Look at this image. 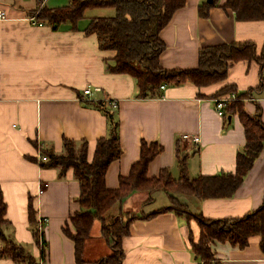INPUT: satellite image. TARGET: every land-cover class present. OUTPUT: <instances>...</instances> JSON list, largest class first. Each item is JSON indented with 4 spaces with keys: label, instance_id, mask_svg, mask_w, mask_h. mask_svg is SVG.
<instances>
[{
    "label": "crops",
    "instance_id": "crops-1",
    "mask_svg": "<svg viewBox=\"0 0 264 264\" xmlns=\"http://www.w3.org/2000/svg\"><path fill=\"white\" fill-rule=\"evenodd\" d=\"M69 1L0 0V194L10 222L6 236L38 264H76L74 241L63 233V227L79 209V182L72 169L60 178L57 168L43 167L39 159L46 148L62 152L63 139L69 138L77 144L86 139L87 158L92 160L97 139L107 134V123L102 110L91 102H117L122 154L105 173L108 189L118 187L119 177L129 174L131 164L140 157L142 140H156L163 150L148 164V177H156L162 168L169 169L175 179L179 177L177 146L187 153L190 177L234 172L236 154L245 143L244 128L236 114H227L229 119L219 116L213 103L214 95L226 85H234L241 93L261 84L244 104L249 116L260 106L264 122V67L256 60L233 63L226 78L211 85L162 84L158 96L140 97L135 78L106 70L105 63L115 51L101 50L97 35L84 32L89 21L82 24L78 20L75 27L65 21L52 27L34 19L35 9L63 7ZM225 1L185 0L173 13L159 32L165 46L159 56L163 69H196L204 47L250 42L258 53L262 50L264 21L236 20L232 9L223 7ZM203 2L212 4L207 18L198 14ZM95 16L105 14L100 11ZM85 88H90L89 96L83 94ZM184 133L199 135V143L183 142ZM254 162L234 196L199 200L186 195L182 200L207 219L245 216L259 208L264 196V149ZM30 199L36 226L45 219L43 258L42 237L35 239L28 219ZM142 201L143 194L133 192L121 203V210H134ZM92 225L83 251L85 264H97L111 252L100 221ZM199 232L198 222L173 211L137 218L122 238L121 264H204L191 250L190 238L197 241ZM259 244V236L250 237L244 248L216 241L209 264H264ZM0 264L18 263L0 254Z\"/></svg>",
    "mask_w": 264,
    "mask_h": 264
},
{
    "label": "trees",
    "instance_id": "trees-1",
    "mask_svg": "<svg viewBox=\"0 0 264 264\" xmlns=\"http://www.w3.org/2000/svg\"><path fill=\"white\" fill-rule=\"evenodd\" d=\"M185 0H70L63 7L34 10L36 22L56 27L67 21L75 27L85 11L92 8H112L113 15L92 16L84 28L86 34L95 33L101 50H113L115 55L106 61V70L113 73H127L136 80L138 96L151 97L159 95L160 85H180L190 82L196 87L211 85L226 78L228 67L240 60H256L264 67V46L258 53L256 45L250 42L225 43L204 47L198 55L196 69H163L159 56L164 51L160 30L166 26L175 11L185 5ZM211 3L203 2L198 7V14L207 18ZM223 7L232 9L236 20L264 21V0H226ZM264 45V44H263ZM238 93L232 84L226 85L214 95V98L226 96L231 92L236 99L227 102L224 119L227 114H236L245 133L243 151L236 154L234 172H220L214 175L190 177L186 159L187 153L176 147V159L179 165V177L175 179L167 168H162L156 177H148V164L161 153L162 145L158 141L140 143V157L131 164L127 176H120L116 188L106 187L104 176L109 164L121 154L118 137L119 122L117 107L112 99L96 100L90 104L102 110L106 116L107 134L96 141L94 156L88 160V143L82 139L64 138L60 153L48 148L41 153L39 164L43 167L57 168L58 177H64L68 170H73L79 182V209L69 215V222L63 227V233L74 241L76 264H85L83 251L86 239L90 236L95 220L102 225L101 234L110 248V253L98 260L97 264H121L124 253L121 248L122 238L130 231L131 222L137 218H148L157 213L174 212L178 217L194 219L199 224V239L191 240V250L204 264H209L214 256L212 245L216 241L229 242L240 248L246 247L249 238L260 237V248L264 251V196L256 210L243 217L207 219L200 213H194L182 200L186 195L197 199L230 198L243 183L246 174L254 165L257 156L264 149V122L260 117V106L253 116L245 111V100L251 97L255 89ZM163 192L168 198V205L158 207L152 212H128L121 210V203L133 192ZM152 202V199H150ZM149 200V201H150ZM6 204L0 194V248L2 256L13 259L18 264H38L33 256L6 236L10 222L5 218ZM119 212L118 215L114 213ZM28 219L37 241H43L42 258L45 257L47 242L43 232L39 231L33 209V200L28 204Z\"/></svg>",
    "mask_w": 264,
    "mask_h": 264
},
{
    "label": "rangeland",
    "instance_id": "rangeland-1",
    "mask_svg": "<svg viewBox=\"0 0 264 264\" xmlns=\"http://www.w3.org/2000/svg\"><path fill=\"white\" fill-rule=\"evenodd\" d=\"M100 11L103 12L105 14V16L107 14H110V15L114 14V9H112V8H107V9H95V8H92V9H89V10H87L85 12L84 17H82L79 20V23L82 22V24H83V23L88 22L89 19H90L89 18L90 16H92L93 14L95 16V13L100 12ZM138 193L143 194V200L144 201H142V203H140V204H137L135 206V208H133L135 211L134 210H130L128 212L141 213L142 209H144L143 211L149 212L151 210H156L157 206H159V205L168 204L167 196L161 191H156V192H153V193L142 191V192H138ZM150 199H152V202H151ZM115 211L116 212L114 213V215H118L119 212H117V210H115ZM123 212L128 213V212H126L124 210H123Z\"/></svg>",
    "mask_w": 264,
    "mask_h": 264
},
{
    "label": "built area",
    "instance_id": "built-area-1",
    "mask_svg": "<svg viewBox=\"0 0 264 264\" xmlns=\"http://www.w3.org/2000/svg\"><path fill=\"white\" fill-rule=\"evenodd\" d=\"M2 15V13L0 12V16ZM161 88H163V85L160 86ZM90 88H85L83 90V94H85V96H89L90 95ZM236 99V94L234 92H231L229 94H226V96H221V97H216L213 99V103L215 105V110L217 112V114L219 116H224L225 114V106L227 105L226 103L231 101V100H235ZM112 105L113 107H116L117 106V102L116 101H112ZM181 140L184 142V141H188L194 145H197L200 141V136L199 135H196V134H189V133H184V134H181ZM40 191L42 190L41 188L39 189ZM45 222V219H41L40 220V223L38 224L39 226V231L40 233L42 232L43 230V223Z\"/></svg>",
    "mask_w": 264,
    "mask_h": 264
},
{
    "label": "water",
    "instance_id": "water-1",
    "mask_svg": "<svg viewBox=\"0 0 264 264\" xmlns=\"http://www.w3.org/2000/svg\"><path fill=\"white\" fill-rule=\"evenodd\" d=\"M212 0H207V2H211ZM228 119L230 118V116L227 117Z\"/></svg>",
    "mask_w": 264,
    "mask_h": 264
}]
</instances>
